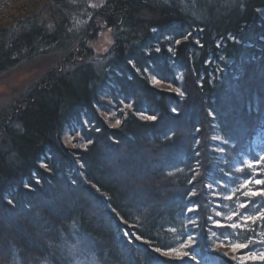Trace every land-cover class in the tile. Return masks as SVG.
Listing matches in <instances>:
<instances>
[{"label": "trees", "instance_id": "1", "mask_svg": "<svg viewBox=\"0 0 264 264\" xmlns=\"http://www.w3.org/2000/svg\"><path fill=\"white\" fill-rule=\"evenodd\" d=\"M260 11L264 0H108L93 11L87 26L106 21V28H113L108 55L90 63L86 49L80 63L49 74L0 119V264H73L69 252L78 244L94 264H238L211 253L207 239L212 245L264 239L259 224L252 226L255 232L220 229L209 239L204 226L210 206L202 194L216 177L228 185L212 169L217 146L250 157L252 139L264 131ZM71 14L67 0H51L15 30L0 29V75L69 44ZM153 78L170 90L156 88ZM172 107L180 109L178 117L171 116ZM142 111L160 119L143 120ZM117 119L120 125L109 127ZM170 125L174 134L165 140ZM72 128L78 129L71 133L77 147L68 150L62 137ZM213 137L227 143L216 144ZM87 138L94 142L85 149ZM230 160L224 173L232 168ZM190 169L199 172L194 198L186 196L193 190L187 183L194 175ZM25 182L34 190L24 189ZM190 200L200 203L195 214L187 211ZM106 205L118 210L116 219ZM189 216L200 225L187 226L197 242L185 250L194 260L151 251L187 239ZM257 249L264 244L254 245Z\"/></svg>", "mask_w": 264, "mask_h": 264}, {"label": "rangeland", "instance_id": "2", "mask_svg": "<svg viewBox=\"0 0 264 264\" xmlns=\"http://www.w3.org/2000/svg\"><path fill=\"white\" fill-rule=\"evenodd\" d=\"M50 1L51 0H0V29H6L10 27L12 31L15 30V27L18 25V23H24L23 21L26 17L34 15L44 6H47L48 2ZM99 2L100 0H67V3L69 4L70 9L72 10V14L68 18L70 23L68 32L73 37V39H75H72L69 44L62 45L63 47L59 48L51 54L36 57L32 61L22 63L13 68L11 71L0 75V119L3 115L7 117L10 112L16 108L17 104L20 101L27 98L28 94H30L35 87L39 86L40 84L46 81V79L48 78L47 76H49V74L58 70H62L63 67V70L65 72L66 70L70 69L71 65L80 63L83 58L82 53L86 49L91 50L92 60L89 61L90 63L93 62L98 64V62H100L103 58L106 57V55H108L109 52L105 53L103 51V49L105 48L110 49L112 47V45L107 44L103 35V32L107 31V28H104L102 32L100 28L101 24H98L97 26H87L88 22L91 20L89 19V14H91L93 11L101 9L89 8L88 4ZM259 15L261 18L264 19V11H260ZM42 17L45 19H49L47 16H45V13L42 15ZM77 21H80V23H77ZM84 21H87V23H84ZM107 35L112 39L111 33H108ZM153 85L159 89L170 90L169 86L162 84L161 82L153 83ZM105 117L107 116H104V118ZM111 124H115V122H110V125ZM77 130L72 128L71 130L66 131L62 137V144L68 150H73V147L72 142L67 141L70 137L72 138L71 133H75L77 132ZM215 142L216 144H225L221 140H216ZM250 147L251 151H253V154L250 157L241 155L235 156L234 154H232V152L229 151L232 150L231 146H228L229 150L227 152H221L217 149L213 151V172L221 178H226V180L228 181L227 186L220 187L219 185L212 184L213 181L219 180L218 177L213 179L210 182V185L215 191L228 194L229 190L232 187L237 186L241 182L240 177L242 175L250 174L251 170L247 169L246 165L244 173H238L235 171V169L237 167H240L244 161H251L253 159L258 158L260 155H264V153H258L256 151L258 147L264 148V131L259 132V134H257L252 139ZM228 158L232 159V161L230 160V165H232V168L229 171V176H225L223 175L224 172L221 170V168L225 163V160H227ZM260 168L264 169V164H261ZM253 187L256 186L253 185ZM202 194L204 196L203 198L207 199L206 203L210 206L209 214L212 215L213 220H221V222L225 224L229 223L228 221L223 220L222 217L215 216V211H221L224 215H227L232 211H236V200H218L215 195L211 193L210 187L208 185L203 188ZM197 204L200 207V203ZM217 204H221L222 207L217 208ZM223 205H226V207ZM199 207H197V211L199 210ZM249 208L250 209L248 212L254 213L253 211L255 210V208L251 206ZM240 211L243 212L245 210L241 209ZM207 222L208 224L207 227L204 226V231L206 234L208 233L209 237L212 238L211 233L215 232L216 234H218L217 232L221 228L215 227L212 221L207 220ZM226 230L228 233L233 232V230L231 229ZM207 244L211 246V253L217 254L218 256L224 258H231L233 256V253L229 247H218V244L212 245L208 239ZM225 252L228 253L227 256L224 255ZM69 254L71 255V260H73L74 262L73 264H94L92 257H88V253L85 250L84 244H78L77 246H73L72 251L71 253L69 252ZM174 255V253H169L170 257H174ZM169 256L163 257L169 258Z\"/></svg>", "mask_w": 264, "mask_h": 264}, {"label": "snow or ice", "instance_id": "3", "mask_svg": "<svg viewBox=\"0 0 264 264\" xmlns=\"http://www.w3.org/2000/svg\"><path fill=\"white\" fill-rule=\"evenodd\" d=\"M108 0H100L99 3H89L88 7L89 8H93V9H97V8H101L104 7L107 4ZM89 19H91V14H89ZM97 19H99V16L97 17ZM77 23H80V21H77ZM84 23H87V21H84ZM107 24L106 21L104 24L100 25V28L103 32V29L106 28ZM157 29L153 28L152 32H156ZM108 33H113V28L111 27H107V31L103 32V35L105 37V40L107 42V44L109 45H113V40L111 39V37H109L107 34ZM191 35V33H189L188 35H185L183 37L184 40H187L189 38V36ZM181 41L180 40H176V44H180ZM112 49L109 48H105L103 49V51L105 53L110 52ZM156 51H160L159 48L156 49ZM169 51H172V49H169ZM129 63L131 64L132 61L130 60ZM160 80H157L155 78H153V83H160ZM171 87V86H170ZM172 91L180 96V97H184L185 93L184 91H182L180 88H174L172 89ZM125 107H131V105L126 104ZM170 114L173 118L178 117L180 115V109L178 107H172L170 109ZM209 115H213L212 112H209ZM140 118L143 120H147V121H151V122H157L160 117L158 115L155 114H146L145 112H140ZM107 117H105V120L107 121ZM121 121L119 119H117L115 121V124H111L109 125V127H116L118 125H120ZM96 132H100L101 129L99 127H97ZM196 131L198 132L199 129H196ZM174 134V128L170 125L169 126V133L165 135L164 139L165 140H170L172 139V135ZM78 135L81 136V139H84L85 137L83 136L82 133H78ZM221 139L220 137H213V140H219ZM67 142H72V138L70 137L69 140ZM94 141L91 138H87V143L81 145V147L83 148H87L88 145L92 144ZM223 143H227V140L222 141ZM198 143V141L196 142ZM72 147L76 148L77 144L76 143H72ZM219 148V151L223 152L224 149L223 147H220L219 145L217 146ZM195 155H199V152L197 151L195 153ZM264 164V155H260L258 158L253 159L251 161H244L242 163V165L240 167H237L235 169L236 172L238 173H244L245 170V165L247 167V169L251 170L249 175H242L240 177L241 182L235 186L232 187L228 194H224L223 192H219V191H215L211 185H208L210 187V191L213 195H215V197L218 200H227V201H232V200H236L237 202V210L236 211H232L227 215L222 214L221 211H215V216L217 217H222L223 220L228 221L229 223L225 224L222 223L221 220H213L212 215H209L207 217L208 221H212V223L214 224L215 227L217 228H221V229H231L233 230V232H255V228L252 227L253 225H261L264 226V204H260L257 205L256 201L259 198L260 200H264V169L260 168V165ZM41 168H44L48 171H51V169L49 168V165L45 162H41L39 165ZM81 167H83V165H81ZM176 171L178 172H182L183 169H176ZM190 171H193L194 175L192 177V179H189L187 181V183L189 185H193V190H190L186 193V196L188 198L194 197L197 195V191L195 190L194 187V181L196 180V176L199 175L198 169H190ZM169 176L174 175L173 172H169L168 173ZM223 175L225 176H229V173H223ZM34 178H35V182L36 184L40 183V179L38 176H36L34 174ZM212 184L214 185H219L220 187H224V182L222 181H213ZM253 185H255L256 187H253ZM24 189L28 190V191H33V185L25 182L23 184ZM93 187L96 188L97 192L101 193V196H104V193L101 192V190L95 185L93 184ZM105 199H107V197H105ZM7 204L11 205L13 207H15V201L12 198H8L7 199ZM190 203L193 204L192 207H188L187 211L189 213H193L195 214L197 211V207L198 205H196V202L194 200H190ZM226 207V205H223ZM249 206L253 207L256 209V211L254 213H249L247 211H240L241 209L243 210H247L249 208ZM106 207H108L110 209V214L113 215V218L116 219V217L119 215L118 210L114 207H111V205H106ZM217 208L222 207L221 204H217L216 205ZM198 219V218H197ZM197 219H194L192 216L188 217V221H187V225H185V232L187 233V226L191 225L192 228H197L200 227V225L197 223ZM171 232H176L175 228H170L168 229ZM125 236H130L132 235V233H129L127 231L124 232ZM217 234L215 232L211 233L212 237H215ZM260 235V234H258ZM211 237H209L210 239ZM135 239L137 240H141L142 237L140 235H136ZM229 238L226 236L225 240H228ZM196 238L191 234V233H187V239L182 240L180 242V244L178 245V247L175 248H166V249H162L160 247H154L151 249L152 252L154 253H159L160 255L163 256H169V253H174L175 254V258L176 259H183V258H188L189 260H194L195 257L191 256L189 251H186L185 249H191L195 244H196ZM144 243H149V241H144ZM257 244H264V239L261 240H257L255 239L253 236H248L246 237V239L244 240V242H240V241H234V242H229L228 244H225L224 242H220L218 244V247H229L233 253V256L231 257L232 260L234 261H238V264H247V262L251 261V262H260V264H264V249H257V250H253V246L257 245ZM243 250H247L246 252ZM239 255H236L238 254ZM225 256L228 255L227 252L224 253Z\"/></svg>", "mask_w": 264, "mask_h": 264}]
</instances>
